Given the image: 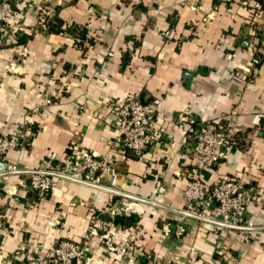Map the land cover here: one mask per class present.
Returning a JSON list of instances; mask_svg holds the SVG:
<instances>
[{
  "label": "crops",
  "instance_id": "0c3cea01",
  "mask_svg": "<svg viewBox=\"0 0 264 264\" xmlns=\"http://www.w3.org/2000/svg\"><path fill=\"white\" fill-rule=\"evenodd\" d=\"M4 1L0 133L20 146L0 158V264H22L24 252L46 255L61 239L90 244L82 264H264V60L255 62L264 11L251 20L243 0ZM53 16L62 29L84 26L92 42L80 48L67 31H46L43 19ZM170 21L176 41L164 35ZM128 96L155 107L156 138L140 155L116 141L115 104ZM220 120L234 143L201 178L251 188L242 217L252 226L179 212L189 169L201 166L196 130ZM76 148L108 156L116 187L137 199L66 177L45 194L30 189L34 170L59 165ZM123 199L138 203L125 224L109 226L128 256L89 233L94 218H107L99 210ZM177 225L185 228L178 236Z\"/></svg>",
  "mask_w": 264,
  "mask_h": 264
},
{
  "label": "built area",
  "instance_id": "2783aa9c",
  "mask_svg": "<svg viewBox=\"0 0 264 264\" xmlns=\"http://www.w3.org/2000/svg\"><path fill=\"white\" fill-rule=\"evenodd\" d=\"M242 4L247 6L248 1L243 0ZM8 15V5L4 0H0V23L5 22ZM8 27L12 28V25ZM164 35L168 40L179 39L172 27L167 28ZM260 59L264 60V49L256 56L255 62ZM115 109L118 120L116 141L123 150L140 155L156 138L151 132L155 116L154 105L128 96L117 101ZM192 122L190 119V123ZM229 126L227 121H209L203 122L196 130L194 150L201 166H192L189 169L182 211L201 218L216 219L220 216L225 225L252 226L251 223H245L242 217L246 204L253 196L251 188H244L242 181L238 179H220L210 184L201 178V168L218 163L224 157L226 148L234 143ZM18 146L19 141L0 133V158ZM10 169L16 168L12 166ZM56 177L74 179L111 193L122 192L116 187L118 176L112 160L108 156L96 157L83 149H71L59 165H52L48 161L44 167L37 168L29 175L28 185L31 190L45 194L51 190ZM137 203L135 200L123 199L119 203L100 209V213L107 218H94L89 233L98 235L108 251L128 256L127 243L124 240H113L115 232L109 225L115 217L128 214ZM184 231L183 225H177L174 235L178 236ZM89 251L90 244L86 241L61 239L46 255L24 252L22 264H82ZM147 264L153 263L148 261Z\"/></svg>",
  "mask_w": 264,
  "mask_h": 264
},
{
  "label": "trees",
  "instance_id": "16d2710c",
  "mask_svg": "<svg viewBox=\"0 0 264 264\" xmlns=\"http://www.w3.org/2000/svg\"><path fill=\"white\" fill-rule=\"evenodd\" d=\"M248 3H249V7H248L249 18L251 20L254 19L260 11H264V0H248ZM43 24L44 26H46V31L48 32L50 31V32L58 33L62 30L67 31V33L74 36L75 38L74 43H76L77 46H79L80 48H83V42L85 41L88 43L92 42V38L88 37L87 29L84 26L68 25L65 27V29H62V25H63L62 21L58 17H54V16L52 18L45 17L43 19ZM173 24L174 23L170 21L169 26L171 27L173 26ZM127 216L128 214L117 216L112 220V222L125 224V222H127V219H128Z\"/></svg>",
  "mask_w": 264,
  "mask_h": 264
},
{
  "label": "water",
  "instance_id": "95a60500",
  "mask_svg": "<svg viewBox=\"0 0 264 264\" xmlns=\"http://www.w3.org/2000/svg\"><path fill=\"white\" fill-rule=\"evenodd\" d=\"M0 172H5L4 171V164L2 162H0ZM114 193L118 194V195H121V196H124V197H128V198H136L137 197H134L132 195H128L126 193H123V192H118V191H114ZM138 200H142V199H139ZM181 212L182 214L184 215H187V216H190V217H194L196 219H201L203 221H206V222H210V223H214V224H217V225H222V226H226V227H238V226H233V225H225L224 223L221 222V217L218 216L216 219H210V218H201V217H198V216H194L190 213H187V212H184V211H179Z\"/></svg>",
  "mask_w": 264,
  "mask_h": 264
},
{
  "label": "rangeland",
  "instance_id": "374dc122",
  "mask_svg": "<svg viewBox=\"0 0 264 264\" xmlns=\"http://www.w3.org/2000/svg\"><path fill=\"white\" fill-rule=\"evenodd\" d=\"M246 7H249L248 5Z\"/></svg>",
  "mask_w": 264,
  "mask_h": 264
}]
</instances>
